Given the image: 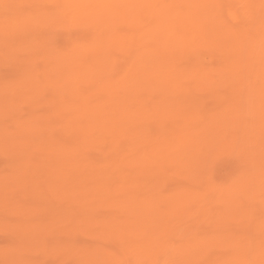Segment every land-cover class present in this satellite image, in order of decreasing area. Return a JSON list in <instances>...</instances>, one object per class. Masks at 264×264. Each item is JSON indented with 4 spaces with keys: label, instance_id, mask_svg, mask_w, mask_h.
I'll use <instances>...</instances> for the list:
<instances>
[{
    "label": "bare ground",
    "instance_id": "obj_1",
    "mask_svg": "<svg viewBox=\"0 0 264 264\" xmlns=\"http://www.w3.org/2000/svg\"><path fill=\"white\" fill-rule=\"evenodd\" d=\"M49 1L50 0H48V2ZM67 1L71 2L72 0H67ZM126 1H127L126 3L128 4H132L135 7V9L140 8L141 10L142 8H144L146 12L149 14L151 11L154 14L156 13L159 14L161 25L159 24L160 27L159 28L157 27L158 28L157 30L148 31L149 32L148 38H151L152 40L156 41V43L159 42L160 44H162L165 41H171V47L167 49L165 48L162 49V48H158L157 44L153 45L154 44L153 43L152 44L153 46L150 48L149 54L147 55V57L149 56V58H151L150 62L148 58V62L143 64L142 60L144 58L142 57V60L135 64V66L139 64L138 66H136L137 68L131 67L132 64H129L128 67H126L125 69L123 68L124 73H122V79H120L119 81L117 80L111 81L110 78L111 75L109 76V78H106L109 73L106 66L110 62H112L110 60L112 56H116V55L113 52L114 49L110 45H108L109 43H105L104 45H102V42H104L105 40H102V42L100 41H96L95 43L93 42V44H91L92 46H90L88 49H85L86 48L85 47L84 48L85 50L82 49L83 47L80 49V46H78L79 48L74 47L69 49L68 44H67L68 45L67 48L69 50L66 49L65 51L63 49L64 51L63 50L58 51L57 48L55 49L51 37H53V33L56 30V28L64 27L68 29L70 25H73L71 20L67 18L68 17L67 12L66 14L63 13L55 14L54 11L52 14L51 10L49 12L48 10L42 9L40 6H38V8H35L33 10H28L23 6L22 2H18L16 0H11L9 1L11 3L8 2L6 4V6L9 9V12L13 11V13L10 14L9 17L4 20V22H0V52L3 51L7 52L5 56L7 58H10L11 64L14 65L17 68L16 70L20 72V76L16 81L11 80L10 78V81L8 82L7 81L0 82V151L8 155L7 157H9L10 162L12 163L10 166L9 174L7 176L0 174V203H3L2 207L6 208L5 211L8 212L10 210L11 212H13V214H16L19 217L20 219L19 227H21V230L25 231L27 237L25 236L24 240H21L19 239V237H17L18 239L16 241V247L11 249L10 253L3 252L1 254L8 256L5 264H28L27 261L24 260V258L21 259V256L23 257L24 253H30L33 251H37L38 249H39L38 252L39 251L41 252V250L44 248L43 247L44 245L41 244L40 241L44 240L46 236H50L57 231L58 234L64 233L65 237L68 235V232H66L67 235L65 234L64 232L65 228L61 226L59 220H55L54 217L47 219L43 224L34 225L35 219H33L34 215L33 216L31 215L33 213L32 209L31 208L29 209L27 205L25 207L14 205L10 200L12 199V195L21 193V196L28 197L32 193H38L41 190H43L45 193L49 192L51 194H54V196L63 199L62 193L69 194V197H67L68 200L67 202L72 205L78 204L80 206V207L78 206V212L79 215L82 217L81 221L85 222V230L86 231L89 230L90 233L91 232L94 233L95 232L94 230H96L97 232H95V234L100 233L104 236L108 235L110 239L112 238L114 242H116L119 241V238L122 234L127 232L126 231L127 228L129 230L130 227L129 224L131 221L133 223H136L138 222L139 219L140 220L144 219L147 221V224L148 226H150V228L162 227V224L159 223L162 219L174 217L175 215L179 216L180 211L182 210L181 203L185 202L187 199L195 195L194 194L195 192L192 193L190 191L191 194L190 195L188 191L185 190H183V192L178 191L179 193L176 192L175 195L172 194L169 195V193L167 194L163 193L164 186L161 185L162 184L160 183L161 180H159L161 175L158 172L154 171L153 168H151L156 162L153 159H157L162 151H166L165 155L163 156L165 157V160L168 162V166H163L161 168L163 172H165L166 169L169 171L182 170V172L184 170L186 173L190 174L192 171L195 170L193 169L194 166L197 165L199 166V164H201L206 159L207 156H209L211 153L213 154L216 145L227 138V137L223 138L222 132L228 133L231 130L237 129L241 135L246 137L245 141L250 146H252L251 144H254V147H264V83L261 89V94L259 95L255 94L254 96L252 95V98L248 97L249 98L248 100H246V98L242 96H237L236 99L233 101V103L227 105L226 107L219 108L220 110L218 112L215 113L213 112L212 114H210L207 120L205 119V120H200L199 122H193L194 117H201V114L203 113H198L194 108L188 107L187 104H185L186 102H183L182 99L178 98V96L181 95L179 94V92L182 93L183 91L185 93L186 90L182 89V91H179L180 87L183 88V85L181 84L180 86L179 83L180 80L179 81L177 80L178 76L173 74L174 72L171 73L170 72L171 67H168V64L164 62V60H162V57L167 52H171L174 56H176L177 54L182 55V53L188 51L190 52V50L195 51L196 47L192 41L186 42L181 37H175L177 36L174 34L176 31L174 33L173 31L177 29L182 31L181 28H178V25L181 22H186V21L191 22L195 26L196 29L195 32L200 31V29L203 27L205 28L206 21L210 17L216 16L215 18H217V16L219 15V11H218L219 8L220 9L223 8L221 7V5L219 7L220 2L218 0H126ZM258 1L262 2L260 4V8H258V6H256V8L255 6H253L250 12L252 13V17H253L252 22L253 24H255V27L253 29L255 30V32H259L263 36L264 30L262 27H264V0H258ZM74 2L75 3L71 5L78 7L79 10L82 7H84L86 4L92 3L90 2V0H76ZM225 3L227 4V2ZM220 11H221L220 13L223 15L222 9ZM89 14L92 15V17L93 15H97V13L92 11L91 13L83 14V16ZM116 17L117 19H115ZM101 18H104V20H106V18L102 17V15ZM107 19L109 23L110 21L114 22V19L115 21L116 20L118 21V16L117 14L113 13L109 17H107ZM130 21L132 22V20ZM223 22L224 21L222 19L218 20L217 18L216 23H214L210 27V29L208 26L207 27L209 29L208 36L210 37V39L211 38L217 39L223 34V37H225L227 40L226 41L227 44L225 45L226 47L233 49L234 47L238 46L236 48V54L238 55L237 57H239L238 58L239 60L237 59V61H239L240 63H237L232 68L228 66V68L224 70L225 73H223V76L221 77L224 78V80L223 81L221 80V82L226 84L227 87H229L231 82L238 81V84H235L237 86L234 85L237 88L236 91L238 92L239 95H244V93L247 92L246 87L243 89L245 78L247 79L250 78L248 76L245 77L246 74V72H244L245 69L246 70L248 69L247 73L250 72L249 69H252L254 67L256 68L255 73L257 72L259 74L262 71L263 74H260V77H262L264 80V36L261 37L260 40L261 45L259 46L260 49L257 51L256 54L257 57L254 60L253 56L256 53V51L253 50H255L254 49L255 44L251 45L249 43V38L247 37L249 32L245 33L247 39L246 37L242 38L247 40V43L243 44V41L240 39V37L239 36L235 37V34H233V32L232 34L226 33L225 28L227 27H223L224 26ZM111 29H113L112 26ZM133 30L135 31V29ZM101 31L103 30L101 29ZM114 31L116 30H113L112 34L108 36L109 41L111 40V38L112 39L114 38L113 37L115 35ZM193 39L194 41L195 39H197L195 38V35H193ZM237 40H238L237 45L228 42V41H237ZM250 40H252V38ZM208 42H210V40ZM258 43L259 42H257L256 44ZM195 44L198 47L199 43L196 42ZM124 45L126 46V44ZM60 48L62 49V47ZM198 48L200 49L201 46ZM201 51H203V49H201L200 52ZM125 54L127 55V53ZM227 55L228 53L226 54V56ZM40 56L41 59H43L44 61L43 67H44V72L46 73L44 75L43 74L44 72H41L42 75H44V78L46 75H48L50 79L51 78L52 80L56 79V81L52 86L53 87L52 93L55 94V97L53 96L49 105L47 106L48 107L47 111L44 112L42 115L36 116L33 113L34 111L33 112L27 111V113H25L26 115L23 116L22 115L23 107H31L32 105L37 104L44 97H46V94L43 93L41 90H39L40 80L38 79H40L39 78L40 76L36 72L37 70L36 67L37 68L40 67L39 66L40 64L35 66L38 63L37 60L40 58ZM195 59H197V57ZM192 62H193V58H192ZM200 62L197 64V66L194 69H192V67L190 66L191 69L189 70L187 69L188 70L186 71L187 74L191 71V73L189 74L192 75L194 73L195 76H198L199 72L195 71V69L201 66H203L204 68V64L201 65L202 63ZM186 67H188V64ZM241 67L242 69H240ZM182 68L183 67L181 65V69ZM200 70H201L200 72H202L203 69ZM230 71H231V75L229 74ZM116 74L119 73H115V75ZM183 74H184V70H183ZM225 74H229V76L226 77ZM78 77L79 79L80 77H86L88 79H91V81L92 78L94 77L99 82H101L100 81L101 79L102 80L109 79V80L108 82L104 81L99 83L98 86L93 87L90 93L89 92L87 93V91L84 93L79 88V86H81L79 83L82 81V79L79 82L77 80ZM112 78L114 79L113 75ZM50 79H46V80L49 81ZM85 82L88 81L84 79L83 83L85 84ZM188 83L189 82H187V85ZM199 84L200 87L198 88L203 90L206 89L210 90L208 88L209 83L201 81ZM22 88H28L29 91L24 92L21 90ZM230 89L232 93L236 92L234 87H230ZM195 90L196 89H193V91ZM196 92H201V91L196 90ZM203 94L205 96V93ZM181 96L183 97V94ZM193 98H191V100H193ZM195 99L198 100L197 103H199V99L198 98ZM222 100L224 101L225 99ZM62 110H69L68 111L69 114H67V116L62 115L61 114ZM207 110L208 109H206V111ZM212 111L213 109H211V112ZM154 115L156 116V118H154ZM246 115H248L247 117L248 120H246L247 119ZM151 119H155V122L153 125L148 126V122ZM165 119L166 121L167 120L173 121V125H175L174 132L171 133L169 129H167L169 126L165 127V124L161 125L162 123H164ZM242 120L249 122L243 123ZM8 122H10L11 124L8 125L7 124ZM56 122H61L63 124L61 130L62 134L60 139H55L51 134V129ZM246 124L247 127L245 126ZM60 142H65L66 144L60 145ZM85 148L98 149L101 150V153L104 148H107L108 151L112 150L113 152H115V154L122 155L124 157V161H122L112 169H108L106 168V166H99L98 163H95L94 165L95 169L90 170L88 169V167L85 166L86 164L84 163L86 161V158L84 157L85 154L83 153V150ZM219 149H221V147H219ZM35 152L36 154L37 152L40 154L34 157ZM245 154L247 155V153ZM166 155L168 157H166ZM211 155L209 156V158H211ZM36 160H38L37 163L39 166L36 165ZM207 160L209 159L207 158ZM256 160L257 159H255V161ZM163 161L164 160L159 162L163 163ZM39 162H41L42 164L41 166L43 167L42 169L40 167L41 164ZM125 171H128L130 174L128 175L127 172ZM197 173L198 171L196 170V174ZM116 174L118 175V177H116L118 180V181L116 180L118 182V185L117 184L112 185L110 183L109 178L111 175H116ZM262 174H259L257 176V180L255 183L252 181L254 183L253 185L249 183L250 181H248L247 183L242 182L241 185L242 188L239 189L240 191L239 190L236 191V189L233 191L234 195H231L230 198L233 197L234 199L235 196L236 198L235 200H232L234 206L230 209L229 215L227 216L228 217L227 220L236 219L241 223L242 221L244 222L248 221L250 223H253L251 221V219L253 220V218L251 217V214L248 213L250 204L246 205L248 211L244 212L243 214L241 212H237V210L240 206H242L243 202H240V198L242 196L247 197L251 195L250 193L254 190H257L259 188L264 189V180ZM200 175L202 176V174ZM173 178L175 179V177ZM253 178L254 180L256 179V177ZM152 179L153 181H151ZM210 183L208 184L210 185ZM167 186L169 185L167 184ZM190 186L191 184L188 187ZM212 186L213 185H211V187ZM216 186L214 187L216 188ZM183 187L181 189H183ZM103 189H105V192L103 191ZM206 189L205 191H207ZM100 191H103V193H101ZM226 192H223L221 195L222 196L226 195ZM261 194L264 196V192ZM261 194L257 195L254 198V201L252 202L253 204L254 203L264 204V198H261ZM225 199H227V197H225ZM249 200H251L250 196H249ZM249 200L247 198V201ZM221 202L224 203V198L223 200H221ZM115 204H117L120 207L119 212H121L122 214L121 218L123 220H121L120 218V220H118L120 221L119 223L117 222L115 224H112V223H108V219L106 218H103L102 220L96 219L97 217H99V215H101L100 214L101 210L110 211V208L116 206ZM225 204L226 203H224V205ZM222 206L223 205H221V207ZM163 207L166 208V211L162 210ZM252 210L254 209L252 208ZM114 212L115 211H113V213ZM196 212L199 213V210L191 213H196ZM203 215L205 214L201 213V217ZM60 217L62 219L64 218L70 219L71 222L69 223L68 221V225L72 224L71 230L79 227L77 225L78 222L77 223L74 222L75 218L72 213L69 214L68 217L65 216H60ZM130 225L132 227L133 225L135 226V224H130ZM253 229L254 232H256L258 235L256 236V238L255 237L254 238L256 240L257 239L260 240L259 242H256V244L254 245V249L257 250L255 251L256 263L264 264V240H263L264 237H262L264 236V222L262 223L260 222V224L254 225ZM240 232L243 235L246 234L243 233L242 231ZM238 233L235 234L238 235ZM149 239L152 240V237ZM209 239L211 238L209 237ZM243 239H245V237ZM210 241L216 243H225L227 241V237L218 236L212 238ZM63 245H68V244L64 243ZM197 245H198L197 243H193L192 245L187 244V246H185L186 249H184L185 252L183 254H180V260L178 264H183L184 258L189 257L190 255L193 256L195 254L197 256L198 253ZM248 245L239 247L237 248V250L238 251L251 250V248ZM53 247L55 250L56 248L58 249L57 251L59 253L56 252V254L59 255L61 253L60 252L61 247L58 244H54ZM154 249H156V247ZM95 250L97 252V256ZM97 250H98L97 248L94 249V247H91L88 249L84 248L82 250H79L80 254H76L77 252L76 251L75 252V254L77 255L76 260L79 263L81 262L80 264H82L84 261L87 262L88 259L89 261L87 262V264L89 263L91 264L93 261L98 262V260H101L100 262H103L102 261L103 259L101 257L100 258L98 257L100 253ZM101 252H103V250ZM158 252L159 251H157V253ZM93 253H95V256ZM157 253L154 255V257L157 255ZM91 254L92 256H90ZM105 254H108V252L107 253L105 252ZM58 255L56 258H59V256H61L62 254L59 256ZM93 256L97 258L95 259ZM92 257L93 260H91ZM106 257L107 259L109 258L110 260V257L113 256L108 254V256L106 255ZM109 260L107 261L109 262ZM97 262L94 263L99 264V262L98 263ZM239 263L240 261L236 259L234 262H227V263L223 262L220 264H239ZM84 264L86 263L84 262ZM186 264H193V263L189 261Z\"/></svg>",
    "mask_w": 264,
    "mask_h": 264
},
{
    "label": "rangeland",
    "instance_id": "obj_2",
    "mask_svg": "<svg viewBox=\"0 0 264 264\" xmlns=\"http://www.w3.org/2000/svg\"><path fill=\"white\" fill-rule=\"evenodd\" d=\"M9 1H11V0H4V2H3V0H0V22H4V20L6 18H8L10 14L13 13V11L9 12V9L6 6V4ZM16 1L22 2L23 6L25 8H27L28 10H33L35 8H38V6H40L42 9L48 10L49 12L51 10L52 14L54 11H55L54 12L55 14L56 13L66 14V12H67V15H68L67 18H69V20H71L73 25H70V27L68 29H66L64 27H63L64 29L61 27L56 28V30L53 33V37H51L53 46H55V49L57 48L58 51H60V50L62 51L63 49L66 51V49L69 50V49L74 48V47L79 48L78 46H80V49L82 47H83L82 49H84L85 47H86L85 49H88L90 46H92L91 44H93V42L94 43L96 41L102 42V40H105L104 42H102V45H104L105 43H109L108 45H110L114 49L113 52L115 53V55L117 57L120 56L119 57L120 59L117 58L116 56H112V58L110 59L112 62L109 61L110 63L106 66L108 69V72H109L106 78H109V76L111 75L110 76L111 81H115V80L119 81L120 79H122V73H124L123 68L125 69L126 67L129 66V64H132L131 67L138 66L139 64L136 66H135V64L140 62L142 60V57L144 58L142 60L143 64L147 63L148 58H149V56L147 57V55L149 54L150 48L153 45L157 44V47L162 48V49H164V48L167 49V48L171 47V41H165L162 44H160L159 42L156 43V41L152 40L151 38H148V36H149L148 31L157 30L161 25L159 14H157V13L154 14V13H152V11L149 14L146 12V10L144 8H142L141 10H140V8L135 9V7L132 4L126 3L127 2L126 0L125 1L109 0V2H108V0H90V2H92V3L86 4L80 10L78 9V7L71 5V4L75 3L74 1H76V0H72L73 2L72 1L68 2L67 0H62V1L61 0H50L49 2H48V0H43V1L40 0L41 2L39 0H16ZM218 1L220 2L219 7H220V5H221V7H223V8H221L223 15L220 13L221 9L219 8V10H218L219 15L217 16V18H218V20L222 19L224 21L223 27H227V28H225L226 33L232 34V32H233V34H235V37H238V36L240 37V39L243 41V44L247 43L246 39L248 37L249 43L251 45L255 44V47H254L255 50H253V51H256V53L253 56L254 60H255V58L257 57L256 56L257 51L260 49L259 46L261 45V41H260L261 37H263L264 34L262 36L259 32H255V30L253 29L255 27V24H253V22H252L253 17H252V13L250 11H251V8L253 6H255V8H256V6H258V8H260V4L262 2L258 1V0L257 1L256 0H223V1L227 2V4H226L222 0L221 1L218 0ZM249 2H251V3H249ZM9 3H11V2H9ZM222 4H223V6H222ZM129 5H131V6H129ZM52 9H54V10H52ZM239 9H240V11H239ZM82 10H84V11H82ZM90 11L91 12L94 11L95 13H97V15H93V17L90 14L83 16V14L91 13ZM107 11H108V13H107ZM2 12L4 13L5 16L3 15ZM130 12L131 13L134 12V13L131 14ZM68 13H70V14H68ZM113 13L117 14L118 21L117 20L115 21V19H117V17H116L114 19V22L110 21V23H109L107 17H109ZM119 13H121V14H119ZM143 13L145 16L143 15ZM126 14H127V16H126ZM101 15H102V17H105L106 20H104V18H101ZM215 17L216 16L210 17L206 21V27L201 28L202 30L200 29V31H198V32H195V30H196L195 26L191 22H189V21L181 22L182 25L180 23L178 25V28H181L182 31L177 29V30H174L173 33L176 31L174 34L177 36H175V37H181L186 42L192 41L196 47V50H195L196 52L190 50V52L188 51V52L182 53V55L177 54L176 56H174L171 52H167L162 57V60H164V62H166L168 64V67H171L170 72L171 73L174 72L173 74L178 76L177 80L178 81L180 80L179 81L180 86H181V84L183 85V88L180 87L179 91H182V89L186 90L185 93L183 91H182V93L179 92V94H181V95L183 94V97L180 95V96H178V98L182 99L183 102H186L185 104H187L188 107L194 108L198 113H203V114H201V117H194L193 122H199L200 120H205V119L207 120V118L210 116V114H212L213 112L214 113L218 112L220 110L219 108L226 107L227 105H230L231 103H233V101L236 99L237 96H242V97L246 98V100H248L249 98H252V95L254 96L255 94H258V95L261 94V89H262L263 83H264L263 78L260 77V74H263V72L261 71L259 74L257 72L255 73V71H256L255 67L252 69H249L250 72H248V73H247L248 69L247 70L245 69V71H244V72H246V74L244 73L245 77L248 76L251 78V79L249 78L250 80L245 78L246 82L244 81V84H243L244 85L243 89L245 87L247 88L246 89L247 94L246 93H244V95L238 94V92L236 91L237 88L235 87V86H237L235 84H238V81L231 82L229 87H227L226 84L221 82V80L222 81L224 80V78H221L223 76V73H225L224 70L227 69L228 66L232 68L234 65H236L237 63H240V62L237 61V59L239 57H237L238 55L236 54V48L238 46L234 47L233 49L226 47L225 45L227 44L226 43L227 40L225 37H223L222 33H221L222 35L220 34L221 36L217 39H214V38L210 39V37L208 36L210 27L214 23H216L217 18H215ZM82 19H84V20H82ZM93 20H95V21H93ZM130 20H132V22ZM245 22H247V23H245ZM126 25L127 26L129 25V26L127 27ZM111 26L113 29H111ZM117 26H119V27H117ZM191 26H192V28H191ZM208 26H209V29L207 28ZM106 28L109 31H107ZM241 28H242V30H241ZM262 28L264 30V27H262ZM101 29L103 31H101ZM133 29H135L136 32ZM113 30H116V31H114L115 35L113 36L114 37L113 39H115V40H113L111 38V40L109 41L108 36H110L112 34ZM203 30L206 32H204ZM192 31H194V32H192ZM190 32L194 33V34H191ZM246 32H249L247 37L245 35ZM263 33H264V31H263ZM105 34L106 35L108 34L107 37ZM197 34H198V36H197ZM193 35H195V38H197V39H195V41L193 39ZM206 37H207V40H206ZM244 37H246V39H242ZM250 37L252 38V40H250L251 39ZM209 40H210V42H208ZM196 42L199 43V45L201 46L200 49L198 48L200 46L198 45V47H197V45L195 44ZM228 42L233 43L234 45L238 44V40L237 41H228ZM257 42H259V43L256 44ZM127 43H128V45H127ZM124 44H126V46ZM56 45H57V47H56ZM58 45L60 47H62V49ZM67 46L69 47V49L67 48ZM58 48H60V49H58ZM201 49H203L204 52L203 51L200 52ZM219 49H220V52H219ZM6 53H7L6 51L0 52V79H1L0 82H3V81L8 82V81H10V78H11V80L16 81L20 76V72L18 70H16L17 68L14 65L11 64L10 58H7L5 56ZM125 53H127V55ZM227 53H228V55L226 56ZM231 53H232V55H231ZM122 54L124 57L122 56ZM144 56H146V57H144ZM196 57H197V59H200V60L195 59ZM221 57H222V59H221ZM192 58H193V62H192ZM150 60H151V58H149V62H150ZM180 60H182V61H180ZM198 61L199 62L201 61L200 62V63H202L201 65L204 64V68H203V66H201V67L195 69V71L199 72V75L195 76V74L193 72H192L193 73L192 75L189 74V73H191V71L187 74L186 71L191 69V67H192V69H194L197 66V64L199 63ZM232 61H233V63H232ZM37 62L38 63L35 66L40 64L39 65L40 67H38V68L36 67V69H37L36 72L40 76L39 77L40 79H38V80H40L39 81V83H40V89L39 90H41L43 93H45L46 97H44L40 102L32 105L31 107H23V109H22V115L23 116L26 115L25 113H27V111H31V112L34 111L33 113L36 116L42 115L44 112L47 111V109H48L47 106L49 105L53 96L55 97V94L52 93V89H53L52 86H53L54 82L56 81V79L52 80V78L50 79V77L48 75H46L45 78L50 79L49 80L50 82L47 81L44 78V75L46 72H44V67H43L44 61H43V59H41V56L37 60ZM125 64H127V65H125ZM187 64H188V67H186ZM208 64L210 65V67ZM181 65L183 67L182 69H181ZM200 69H203L202 72H200L201 71ZM213 69H215L217 71H215ZM240 69H242V67ZM183 70H184V74H183ZM41 72H44L43 73L44 75H42ZM115 73H119L120 75L119 74L115 75ZM229 74L231 75V71L229 72ZM229 74H225L226 77L229 76ZM112 75H113L114 79L112 78ZM179 76H181V77H179ZM211 77H213V78H211ZM216 77H217V79H216ZM98 78H99V76H98ZM199 78H200V80H199ZM81 79H82V81L80 82ZM84 79L86 81H88V82H85V84L83 83ZM218 79H220V80H218ZM77 80L80 82V83L79 82L78 83L81 85V86H79V84H78L79 88L84 93L86 91H87V93L88 92L90 93V91L93 89V87L98 86V84L101 82H104V81L108 82L109 79H106V80L101 79L100 80L101 82H99L94 77L92 78V81H91V79H88L86 77H80V79L78 77ZM181 81H182V83H181ZM201 81L209 83L208 88L210 90L206 89L207 90V92H206V90L198 88V87H200L199 83ZM187 82H189L188 85H187ZM221 86H222V88H221ZM230 87H234L235 91L237 93L236 92L232 93ZM193 89H196L197 91H201V92H196V90L193 91ZM21 90L24 92L29 91L28 88H22ZM4 93H5V90H4ZM203 93H205V96ZM225 93H226V95H225ZM195 94H196V96H195ZM221 95H223V96H221ZM219 97L221 98V100ZM191 98H193V100H191ZM195 98L199 99V103H197L198 100H196ZM222 99H225V100L223 101ZM195 100H196V102H195ZM204 102H206V103H204ZM209 104H211V105H209ZM214 104L216 105V107ZM208 106H209V108H208ZM205 108L208 110L206 111ZM211 109H213L212 112H211ZM68 111L69 110H62L61 114L67 116V114H69ZM247 117H248V115H246V118ZM154 118H156L155 115H154ZM246 120H248V118ZM242 121H243V123L249 122V121H245V120H242ZM154 122H155V119L149 120L148 126L153 125ZM166 122H167V124H166ZM60 123L61 122H56L55 125H53V127L51 129V134L55 139H60L61 134H62L61 130H62L63 124L62 123L60 124ZM7 124L10 125L11 123L8 122ZM163 124H165V127L169 126L167 129H169V131L171 133L174 132L175 125H173L172 120L166 121V119H165L164 123H162L161 125H163ZM245 126L247 127V124ZM222 133H223V138H225V137H227V138L224 141H221L216 145V147L214 148L213 154L212 153H211L212 155L210 154L211 158H209L210 155L207 156L206 159L201 164H199V166L198 165L194 166L193 169H195V170L192 171L190 174L186 173L184 170L182 172V170L169 171L166 169V171L163 172L161 170V168L163 166H168V162L165 160V157L163 156V155H165L166 151H162L159 154L157 159H153L156 162L151 168H153L154 171L158 172L161 175L159 180H161L160 181V183H162L161 185L164 186L163 187V190H164L163 193L164 194L169 193V195L170 194L175 195L176 192H178V191L183 192V190H185V191H188L189 194H190V191L192 193L195 192L194 193L195 195L193 197L187 199L185 202L181 203L182 210L180 211L179 216L175 215L174 217H169V218H165L162 220L160 219L161 221L159 223L162 224V227L150 228V226H148V224H147V221L144 219L143 220L139 219L138 222H136V223H133L131 221L130 224H135V226L133 225V227H132L129 224V226H130L129 230L127 228L126 229L127 232L122 234L119 238V241H116V242H114V240L112 238L110 239V237H108V235L104 236L100 233L95 234V232H97L96 230H94L95 231L94 233L93 232L90 233L89 230L88 231L85 230V222L81 221L82 217L79 215V212H78V206L79 205L78 204L72 205V204H69L67 202L68 201L67 197H69V194L62 193L63 199L56 197V196H54V194H51L49 192L45 193L43 190H41L38 193H32L28 197L21 196V193H17L15 195H12V199H10V200L14 205L24 206V207L27 205V207L29 209L30 208L32 209L33 213L31 215L32 216L34 215V217H33V219H35L34 225L43 224L47 219L54 217V219L59 220L61 226L65 228L64 232L66 235H67L66 232H68V235L66 237L64 236V233L58 234V231L54 232L50 236H46V238L44 239L45 241L44 240H41L43 242L40 241V243L44 245L43 246L44 248L42 247L43 249L41 250V252L40 251L38 252V250H39L38 249L37 251H33L30 253H24V256L23 257L21 256V259L24 258V260L27 261L28 264H32V263H34V264H44V263L45 264H80L81 262L79 263L76 260V257H77L76 254H80L79 250H82L84 248L88 249V248L94 247V249L97 248L98 249L97 251L100 253L98 255V257L99 258L101 257L103 259L102 260L103 262H100L101 260H98L99 258L97 259L99 264H178V262L180 260V254H183L185 252V250H184V249H186L185 246H187V244L192 245L193 243H197L198 244L197 245V249H198L197 256L194 254L193 256L190 255L189 257L184 258L183 264H186L189 261H191L193 264H195V263L196 264H220L223 262L224 263L234 262L236 259L238 261H240L239 264H244V263L245 264H258V263H256V257H255V251H257V250L254 249V245L256 244V242H259L260 240L255 239L256 236H258V235L256 232H254L253 226L256 224H260V222L261 223L264 222V204L263 203H260V204L254 203L253 204L252 202L254 201V198L257 195H260L261 193L264 192L263 191L264 189L259 188L257 190H254L255 192L252 191L250 193L251 195H249L251 197V200H249V196H247V197L242 196L240 198V202H243V203H242V206H240L238 208L237 212H241L243 214L244 212L248 211V208L246 207V205L250 204V208H249L248 213L251 214V217L253 218V220L251 218L250 219L253 223H250L248 221H246V222L242 221V223H241L236 219L227 220L228 219L227 216L229 215L230 209L234 206L232 200H235V198H236V196L234 199H233V197L230 198V196L234 195L233 191L235 189L237 191V190L242 188V186H241L242 182L247 183L248 181H250L249 183H251V185H253L257 180V176L259 174H262V173H263L262 175H263V180H264V168H263L264 167V147H254V144H251L254 147L253 148L252 146H250L245 141L246 137L241 135L237 129L231 130L228 133H225V132H222ZM64 144H66V143L60 142V145H64ZM218 146L221 147V149H219ZM242 147H243L244 151L242 150ZM103 150H104V152H103ZM103 150L101 153V150H98V149L85 148L83 150V153L85 154L84 157L86 158V161L84 163L86 165L85 164L84 165L86 167H88V169H90V170L95 169V166H94L95 163H98L99 166H106V168L112 169L113 167L117 166L119 163L124 161V157L122 155H117L112 150L108 151L107 148H104ZM248 150H249V152H248ZM1 153H0V174L7 176L9 174L10 166L12 163L10 162L9 157H7L8 155H6L4 152H1ZM245 153H247V155ZM39 154L40 153L37 152V154H36V152H35L34 157L38 156ZM166 157H168V156L166 155ZM207 158L209 160H207ZM255 159H257V160L255 161ZM38 160H36V165H38V163H37ZM162 160H164L163 163H160ZM102 162H104V163H102ZM39 163L41 164V162H39ZM41 166H42V164L40 165V167ZM42 168L43 167H41V169ZM196 170L198 171L197 174H196ZM125 172H127L128 175L130 174L128 171H125ZM203 172H205V173H203ZM200 174H202V176ZM244 174L245 175L250 174V175L245 176ZM236 176H237V178H236ZM116 177H118L117 174L110 176L109 180H110V183L112 185H114V184L118 185V182H117L118 180ZM173 177H175V179ZM191 177H192V179H191ZM202 177H204V178H202ZM253 177H256V179L254 180ZM151 181H153V179ZM189 182L191 184V186H190L191 188L188 187L190 185ZM205 183H207V184H205ZM208 183H210V185ZM167 184L169 186H167ZM176 184H178V185H176ZM211 185H213V186L211 187ZM216 185H218L219 188ZM109 186H110V184H109ZM214 186H216V188ZM182 187H183V189H181ZM205 189L207 191H205ZM103 191L105 192V189H103ZM103 191H100V192L103 193ZM100 192H98V193H100ZM223 192H226V195H224V196L227 197V199H225V197L221 195ZM257 193H259V194H257ZM177 195H180V194H177ZM211 197H212V199H211ZM223 198H224V203H226L225 204L226 206L224 205V203L221 202V200H223ZM247 198L249 201H247ZM261 198H264V196L262 194H261ZM202 202H204V203H202ZM0 204H1L0 205V212H1L0 213L1 214L0 215V249H1L0 250V264H5L8 256H5L4 254L1 255V254L3 252L10 253L11 249L16 247V241L18 239L17 237H19V239H21V240H24L26 233L24 230H21V227H19L20 226L19 217L16 214H13V212H11L10 210L8 212L5 211L6 208L2 207L3 203H0ZM115 205L116 206H113L112 208H110V211L101 210L100 211L101 215H99V217H97L96 219L102 220L103 218H106V219H108V223H112V224H115L117 222L119 223L120 221H118V220H120V218L122 217L121 216L122 214H121V212H119L120 207L117 204H115ZM221 205H223L224 207L223 206L221 207ZM202 208H204V209H202ZM252 208L254 210H252ZM185 209H186V211H185ZM162 210L166 211V208L163 207ZM197 210H199V213L198 212L191 213V212H194ZM113 211H115L114 212L115 214L113 213ZM71 213L74 215V218H75L74 222H76V223L78 222L77 225L79 226L78 228H74L72 230H71L72 224L68 225V221H69V223L71 222L70 219H68V218L62 219L60 217V216L68 217L69 214H71ZM201 213L202 214L204 213L205 215H203L201 217ZM208 217H210V218H208ZM57 218H59V219H57ZM121 220H123V219L121 218ZM1 223H2L3 227L1 225ZM187 224H188V226H187ZM193 227H195V228H193ZM56 228H55V230H56ZM246 230H247V232H246ZM240 231H242L243 233H246V234L243 235ZM235 233L236 234L238 233V235H236ZM247 233H249V234H247ZM218 236H226L227 241L225 243H216V242L210 241L212 238H215ZM151 237H152L153 241L149 239ZM209 237L211 239H209ZM244 237L246 240L243 239ZM262 237H264V236H262ZM247 241H248L249 245L247 244ZM64 243H66L68 245H63ZM174 243H176V244H174ZM54 244H58L61 247V251L59 250L61 252L59 255L62 254L61 256L56 254V252L57 253H59V252L57 251L58 249L56 247H55L56 250L54 249V247H53ZM162 244H164V245H162ZM153 245L156 247L157 250L154 249L155 247ZM170 245H171V247H170ZM246 245H248L251 248V250H248V251H244V250L238 251L237 250V248L242 247V246H246ZM166 246H167V248H166ZM236 246H238V247H236ZM171 248H173V249H171ZM102 250H103V252H101ZM78 251H79V253H78ZM157 251H159V252L157 253ZM75 252H76V254H75ZM95 252H96V250H95ZM105 252L106 253L108 252V254L113 256V257H110V260H109V258L107 259L106 255L108 256V254H105ZM247 252H248V255H247ZM156 253H157V255L154 257V255ZM93 254L95 256V253H93ZM57 255L59 256V258H56ZM90 256H92V254ZM96 256H97V252H96ZM93 257L91 260H93ZM94 258L96 259L97 257H94ZM85 260H87V259H85ZM107 260H109V262ZM88 261H89V259L87 260V262ZM16 262H18V261H16ZM84 262L87 264L86 261H84ZM84 262L82 264H84ZM90 262H92V261H90ZM94 262L96 263L97 261H93L92 263H94Z\"/></svg>",
    "mask_w": 264,
    "mask_h": 264
}]
</instances>
